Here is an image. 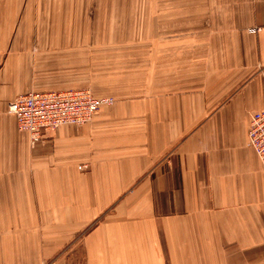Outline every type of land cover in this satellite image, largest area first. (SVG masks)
<instances>
[{"label":"crops","instance_id":"1","mask_svg":"<svg viewBox=\"0 0 264 264\" xmlns=\"http://www.w3.org/2000/svg\"><path fill=\"white\" fill-rule=\"evenodd\" d=\"M92 2L0 0V264H264V0H146L143 33ZM94 39L115 103L32 145L9 103L86 85Z\"/></svg>","mask_w":264,"mask_h":264},{"label":"built area","instance_id":"2","mask_svg":"<svg viewBox=\"0 0 264 264\" xmlns=\"http://www.w3.org/2000/svg\"><path fill=\"white\" fill-rule=\"evenodd\" d=\"M114 103V98L98 97L88 89H66L19 95L9 103L8 110L16 117L18 128L28 133L35 145L48 132L62 126L87 125L97 112ZM248 144L264 166V109L251 116Z\"/></svg>","mask_w":264,"mask_h":264},{"label":"rangeland","instance_id":"3","mask_svg":"<svg viewBox=\"0 0 264 264\" xmlns=\"http://www.w3.org/2000/svg\"><path fill=\"white\" fill-rule=\"evenodd\" d=\"M112 2H116L113 6H115V15H117L118 19L121 20V22L112 24L111 20L112 17H109L107 22L104 25H95L90 24V31H105V32H111V31H120L122 33H143L145 29L144 24V18H145V5L146 0H93L92 2V8L90 9V15H95V10L98 7V5L105 4L111 6ZM97 27V29H96ZM96 33H94L95 35ZM139 35V34H138ZM138 42H143V40H137ZM106 43H112L113 41H105ZM113 47V46H111ZM90 56H89V66L84 65L83 63H75L72 64L71 67L74 69V76H77L78 82H86V77L88 76V83L86 85L82 86H74V87H66L62 90L66 89H88L93 94H96V88L100 87L103 89H107L108 84L110 83L109 78L112 74V56H110L107 51L105 55V60L103 61V64L105 63V72L97 73L94 67H96L97 64V55H96V40L94 39L90 43ZM111 53V51H110ZM88 68L89 71L83 72L80 71V69ZM87 75V76H86ZM99 76V77H98ZM100 82L97 80L100 78ZM61 90V89H59Z\"/></svg>","mask_w":264,"mask_h":264}]
</instances>
